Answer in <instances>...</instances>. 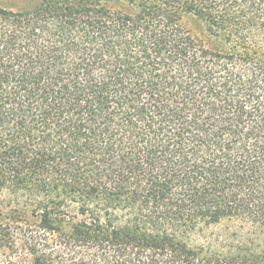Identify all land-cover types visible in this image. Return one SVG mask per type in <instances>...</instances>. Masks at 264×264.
Returning a JSON list of instances; mask_svg holds the SVG:
<instances>
[{
  "label": "trees",
  "instance_id": "16d2710c",
  "mask_svg": "<svg viewBox=\"0 0 264 264\" xmlns=\"http://www.w3.org/2000/svg\"><path fill=\"white\" fill-rule=\"evenodd\" d=\"M0 195V264H264V0L0 1Z\"/></svg>",
  "mask_w": 264,
  "mask_h": 264
},
{
  "label": "rangeland",
  "instance_id": "374dc122",
  "mask_svg": "<svg viewBox=\"0 0 264 264\" xmlns=\"http://www.w3.org/2000/svg\"><path fill=\"white\" fill-rule=\"evenodd\" d=\"M2 3H6L9 1V3L17 2L18 0H0ZM5 206V199L0 195V207ZM217 231L220 230V228L216 229ZM200 243H204L206 239H195Z\"/></svg>",
  "mask_w": 264,
  "mask_h": 264
}]
</instances>
